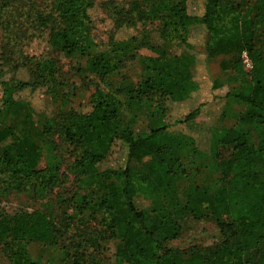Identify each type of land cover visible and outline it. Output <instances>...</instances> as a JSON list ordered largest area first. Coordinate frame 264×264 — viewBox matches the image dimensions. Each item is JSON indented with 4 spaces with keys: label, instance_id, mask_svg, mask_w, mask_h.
I'll return each instance as SVG.
<instances>
[{
    "label": "trees",
    "instance_id": "obj_1",
    "mask_svg": "<svg viewBox=\"0 0 264 264\" xmlns=\"http://www.w3.org/2000/svg\"><path fill=\"white\" fill-rule=\"evenodd\" d=\"M21 1L5 0L9 15L5 19L0 14V38L4 28L18 27L20 36L41 38L46 51L26 57V64L35 67L38 82H0V197L49 192L59 185L58 169L43 166L35 147L3 123L21 103L18 94L24 90L40 91L42 97L57 100L61 62L75 57L77 71L93 76L94 92L82 110H62L55 101L49 113H40L45 120L42 130L62 134L76 154L71 167L75 181L84 187L97 185L101 195L81 199L73 206V214L65 213L59 224L40 211L0 216V246L9 264H38L27 252L32 244L60 251L62 264H93L87 253L90 247L111 254L117 264H264V128L252 145L243 118L228 127H210L207 155L193 138L170 131L174 125L188 126L206 103H218L222 120L231 98L251 110L252 120L259 118L264 124V38L256 31L264 13L242 25L239 16L223 8L219 0H205L200 15L189 12L188 0H128L122 5L109 0L99 6L112 28L104 42L94 36L95 0H40L42 6L35 0L34 7L29 0L28 10ZM142 24L153 26L164 44L183 51L193 68L189 39L196 31L204 37L205 62L219 59L221 74L210 78L206 101L200 100L173 122L169 119L173 106L187 104L199 89L193 72L175 77V58L165 60L161 52L149 60L148 75L136 88L109 89L107 77L135 53L138 40L137 34L123 40L115 34ZM101 46L103 50H98ZM241 53L250 63L248 70ZM235 83L239 91L232 94ZM132 101L149 105L162 119L161 126L146 137L136 136L128 126L119 127L121 113ZM28 110L35 113L31 106ZM159 137L164 142L154 145L152 139ZM173 143L188 148L192 164L203 158L214 161L218 181L209 188L188 181L189 170ZM116 149L122 154L115 162L120 166L102 169ZM132 161L149 165L148 178L131 169ZM179 180L184 182L174 195L170 186ZM171 197L185 214L216 220L219 240L210 251L185 254L168 246L179 237L180 228L165 206L152 205ZM139 200L147 207L141 208ZM86 212L90 220L82 218ZM69 228L75 229L77 240L67 243Z\"/></svg>",
    "mask_w": 264,
    "mask_h": 264
},
{
    "label": "rangeland",
    "instance_id": "obj_2",
    "mask_svg": "<svg viewBox=\"0 0 264 264\" xmlns=\"http://www.w3.org/2000/svg\"><path fill=\"white\" fill-rule=\"evenodd\" d=\"M32 0L31 3L33 4ZM109 0H95L97 9L93 11L94 36L97 40L107 39L108 33L112 31L105 14L100 9V5ZM118 4H123L128 0H114ZM131 1V0H129ZM221 6L227 10L233 11L238 15L242 25H245L248 20L255 18V15L264 13V0H219ZM205 0H188L189 12L194 15L202 13ZM29 0H22L20 5L28 10L31 7ZM43 3L39 0L37 6H42ZM34 7V4H33ZM99 7V8H98ZM123 7V6H122ZM5 0H0V14L7 19L9 9L6 8ZM101 10V11H100ZM104 15H103V14ZM23 14V13H22ZM25 15V14H24ZM16 17V14L13 15ZM255 16V17H254ZM256 31L264 38V22H256ZM2 25V22H1ZM4 25V24H3ZM0 38V82L5 83H25L31 84L38 82V75L34 65L26 64V57H38L46 50L45 44L41 38L32 39L30 36H20L19 28L14 27L6 31L4 36ZM134 34H137V49L115 73L107 77L109 89L111 91L122 90L124 88H136L148 73L149 60L158 56L161 52L166 58H175V77L183 78L189 72H193L194 79L199 86L192 99L187 103L175 104L171 114L170 121H174L177 117L187 113L195 107L198 102L206 101L207 96L211 91L210 78L217 77L221 74L218 62L215 59L206 63L203 52V35L196 31L189 39L191 52L195 57V65L192 67L191 62L186 58V55L174 45L164 44L153 26L149 24L138 25L132 30H120L115 34L117 40L126 39ZM17 36V38H16ZM22 37V38H20ZM33 41H32V40ZM32 42H31V41ZM100 47L98 50H103ZM243 61L244 68H249L244 63V53L238 54ZM228 58V56H225ZM78 58L64 60L60 65L59 81L61 85L57 91V100L42 97L40 91L30 92L24 90L18 94L21 103L16 105L10 115L5 119L4 125L13 127L17 130L21 138L35 147L43 166L55 167L59 171L60 182L49 192L37 194L30 193H9L0 197V216H12L21 212L40 211L49 220L55 224H59L63 215L73 214V206L78 205L83 198L97 199L101 195V191L97 185L82 186L75 181V176L72 173L76 154L71 145H68L60 132L52 131L50 134L43 133L45 125L44 116L40 113H49L52 107L56 106L55 101L59 104L62 110L85 109L87 101L94 92L93 76L86 72L77 71L76 63ZM232 94L239 91L238 85L235 83L231 86ZM28 106L32 107L35 113H30ZM206 106V107H205ZM203 112L191 121L188 126L174 125L170 131L187 135L194 139L199 150L207 155L208 152V129L213 126L224 128L230 126L236 118H243L248 127V141L250 144H255L262 134L260 131L264 128L261 120H252L255 116L251 110L239 103L235 98H231L225 105V117L218 119L220 107L218 103H207L203 106ZM252 118V119H251ZM162 124V119L149 105L141 102L132 101L128 104L125 111L121 113L119 127L125 129L130 127L132 132L138 137H146L151 131L157 129ZM164 137L152 139L154 145L164 142ZM172 148L176 154L182 158L186 168L189 170L190 178L187 179L202 187L209 188L218 181L219 173L214 161H209L203 158L196 164H192L189 159L188 148L185 145L172 144ZM118 149L114 150L111 158L101 165V168L118 167L115 164L122 154H118ZM198 159V158H194ZM131 169L141 178H148L149 165L142 161H132ZM194 167H196L194 170ZM183 180L175 181L170 188L172 194H175V189L183 185ZM138 205L141 208H146L148 203L139 200ZM162 205L165 206L167 214L180 228L179 237L176 240L169 242L168 246L175 250H179L185 254L193 251L205 250L210 251L219 240L216 220L210 217L196 218L190 214H185L179 208L175 200L159 199L153 203V207ZM82 218L90 220L91 216L84 213ZM93 223V221H90ZM89 222V223H90ZM88 223V224H89ZM80 227V226H79ZM75 229L69 228L65 240L76 241L74 237ZM66 243V245H67ZM30 259L38 264H62L61 252L56 249H47L39 244L29 245L27 248ZM88 255L93 258V264H117L115 258L103 251H98L94 247L87 249ZM0 264H9L4 256L0 246ZM66 264H70L66 262Z\"/></svg>",
    "mask_w": 264,
    "mask_h": 264
},
{
    "label": "built area",
    "instance_id": "obj_3",
    "mask_svg": "<svg viewBox=\"0 0 264 264\" xmlns=\"http://www.w3.org/2000/svg\"><path fill=\"white\" fill-rule=\"evenodd\" d=\"M244 63H245V65H247L248 68H250V63L247 60L246 56H244Z\"/></svg>",
    "mask_w": 264,
    "mask_h": 264
}]
</instances>
